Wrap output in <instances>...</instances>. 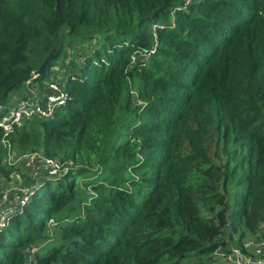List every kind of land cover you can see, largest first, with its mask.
<instances>
[{"label": "trees", "instance_id": "obj_1", "mask_svg": "<svg viewBox=\"0 0 264 264\" xmlns=\"http://www.w3.org/2000/svg\"><path fill=\"white\" fill-rule=\"evenodd\" d=\"M177 3L0 0L2 105L94 45L55 116L0 127V180L16 171L6 140L67 169L8 216L0 264L32 245L35 264H225V235L264 236V0H194L171 28Z\"/></svg>", "mask_w": 264, "mask_h": 264}, {"label": "built area", "instance_id": "obj_2", "mask_svg": "<svg viewBox=\"0 0 264 264\" xmlns=\"http://www.w3.org/2000/svg\"><path fill=\"white\" fill-rule=\"evenodd\" d=\"M194 0H178V3L170 11L169 23L171 28H175L176 13L179 10L187 9ZM166 24L158 23L154 25L156 28H165ZM158 43L156 42L150 48L142 49L137 55L133 56V63L142 62L144 66L148 65L151 58L156 54ZM36 76V72L33 73ZM32 79L28 80L24 85H30ZM39 84V83H37ZM68 94L66 93L65 84L57 80H49V83L42 91L38 89L28 96L21 98L15 104L2 105L0 104V127L4 130L5 135L8 136L16 127H22L26 122L35 119H47L55 116L57 108L66 104ZM8 148V162L16 167L14 160L11 162L10 158L13 150L12 143L5 141ZM24 152V151H23ZM24 166L31 171V181L20 189L10 193L7 190L0 192V228L3 227L8 216L17 208L26 205L30 202L32 196L38 185L42 184L44 178L60 177L62 173L67 172L65 163H62L59 158H49L42 151L27 152L23 155ZM66 169V170H65ZM16 172L12 175L10 180L12 184L16 183ZM4 180V179H3ZM49 230L55 226V222L51 219L48 222ZM226 245L224 250L218 251V255L225 264H264V236L262 232L251 234L247 239H243L241 246H234L232 239L227 235L224 236ZM222 248V247H220ZM40 250V246L32 245L27 249L26 264H35V255Z\"/></svg>", "mask_w": 264, "mask_h": 264}, {"label": "rangeland", "instance_id": "obj_3", "mask_svg": "<svg viewBox=\"0 0 264 264\" xmlns=\"http://www.w3.org/2000/svg\"><path fill=\"white\" fill-rule=\"evenodd\" d=\"M93 46L94 45H92L91 47H93ZM91 47L84 45V46H80L79 50H69L68 51V53H70L69 59L71 58V60H69L67 58V60H66V64L67 65H65L66 67L65 66L63 67L62 65H64V63L61 62L62 60H59L58 62L61 65H57V66L54 67V73H52V77L50 78V80H52V79L53 80H57V81L61 82L62 84H65L66 79H67L66 77H67L68 73L71 74V73L74 72V69L72 67H70V65H68L69 62L70 61H74V62H77V64H79V62L83 64L84 63L83 55L86 52H88ZM48 83H49V81L46 80L43 85L35 84V86H33V87H35V90L38 89V91H42L45 88V86L48 85ZM131 90H132L133 94L137 93L136 92V88L134 87V85H132ZM12 98L13 97H11V100H10L9 104H11V103L15 104L18 101L17 98H16V101L14 99H12ZM15 148H16V150H13V152L11 153V157H9V158H10L11 162L13 160H14V162H16V160H17V162H16V171H15L16 172V177H15L16 178V183L12 184V181L11 182H7L6 180H3V179L0 180V192L2 190H7L10 193H13L15 190L22 188L24 186V184L29 183L30 180H31V178H30L31 171L28 170L24 166V164H23V161H24L23 160V155L26 154L27 152H38V153L42 152L41 148L32 149V150H29V151H26V152H23V151L19 150L17 147H15ZM249 236H246L244 238V240L247 239ZM234 237H235V240H236V241L235 240L233 241V239H232V242L234 243V246H241L243 244L244 240H242V242H241V240H239V238H238V235L237 236L235 235Z\"/></svg>", "mask_w": 264, "mask_h": 264}, {"label": "water", "instance_id": "obj_4", "mask_svg": "<svg viewBox=\"0 0 264 264\" xmlns=\"http://www.w3.org/2000/svg\"><path fill=\"white\" fill-rule=\"evenodd\" d=\"M57 46L55 48L52 49L51 53L46 57V59L44 60V62L41 64V66L38 68V70L36 71L37 75H42L44 73H46L48 65L50 64V62L52 61V59L56 56L57 54Z\"/></svg>", "mask_w": 264, "mask_h": 264}, {"label": "crops", "instance_id": "obj_5", "mask_svg": "<svg viewBox=\"0 0 264 264\" xmlns=\"http://www.w3.org/2000/svg\"><path fill=\"white\" fill-rule=\"evenodd\" d=\"M37 83L38 82H32L30 85H24V87L20 91H17L16 94L12 96V99L16 101V98L19 96L17 99L20 100L21 98L28 96L29 93L36 91L35 87L33 86H35V84Z\"/></svg>", "mask_w": 264, "mask_h": 264}]
</instances>
